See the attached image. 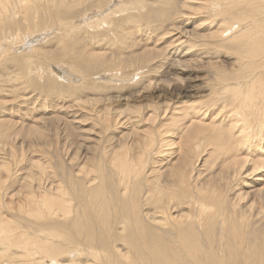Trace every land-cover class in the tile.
Masks as SVG:
<instances>
[{"label": "bare ground", "instance_id": "bare-ground-1", "mask_svg": "<svg viewBox=\"0 0 264 264\" xmlns=\"http://www.w3.org/2000/svg\"><path fill=\"white\" fill-rule=\"evenodd\" d=\"M114 1L0 0V264H264V176L257 189L244 181L264 173V0H226L225 16L197 43L196 62L230 56L233 64L216 70L205 109H172L167 122L177 129L130 155L129 120L96 104L103 126L128 133L111 137L92 166L98 134L71 138L88 96L162 81L156 116H164L163 100L179 92L151 75L182 72L190 49L183 30L156 43L177 30L173 0H157L171 6L164 12L144 0ZM156 23L171 30L158 34ZM25 133L43 143L24 141ZM187 138L195 144L186 149Z\"/></svg>", "mask_w": 264, "mask_h": 264}, {"label": "rangeland", "instance_id": "rangeland-1", "mask_svg": "<svg viewBox=\"0 0 264 264\" xmlns=\"http://www.w3.org/2000/svg\"><path fill=\"white\" fill-rule=\"evenodd\" d=\"M146 3L153 4L150 5V10L156 9L160 12H164L171 8V6H167L166 4H159L157 0H144ZM174 6L172 10L174 11V17L177 16L179 18V22H177L176 28L177 30L173 32H169V34L164 35L161 41L156 42L159 44V48H162L172 40V37L179 32V30L186 31L188 40H186L190 49L187 51L186 57L183 59L180 69L182 72L177 71L176 69H163V74L160 72L159 74H153L151 78L160 80H172V88L179 92L178 97H167L163 101H169V109L164 116L160 115V117L156 116L159 114V105L160 102L158 96H161L158 93H165L167 91L166 84L161 81L158 83V87L155 85L152 88H146L141 91H133L129 90L128 92H122L121 94L112 93V94H99L97 96H88V98H93L92 102H89L87 105L83 106L86 114L82 118V122L78 129L72 134L71 138L80 139L83 141H88L94 137V135L98 134V143L94 146V155L92 156L94 161L92 166H97L99 163V154L103 147H107L110 144V138L117 139L119 137H126L125 134L128 132L122 130L121 127L115 125L103 126L95 116L92 114L94 111H98L101 109L99 105L96 107V104L104 103V106L109 108L114 115L119 117H124L129 120L130 126L134 129L131 136V141H134L133 151H130V155L137 153L143 147L145 141H147L151 135L155 136V133L162 130H175L178 128L179 123L176 122H167L169 120V116L171 115L172 109L178 110L179 113L177 115H193V109L206 105L208 100L212 98L214 92H217L218 86L215 84L213 78H216L217 69L220 72H228L233 64L232 58L229 56L227 58H219V62L214 66L207 60V62L202 63L196 62L195 51L198 46L197 43L205 44L207 42V30L214 22L220 21L225 16L224 6L226 4V0H173ZM114 2H120V0H115ZM158 6V8L156 7ZM145 11H148L145 10ZM155 11V10H154ZM135 24V23H134ZM146 26L153 25V19H146ZM137 27L134 31L137 33L139 28L141 29V20H138V24H135ZM155 27L158 29V34L166 33V28L171 30V28L164 26L161 23H156ZM146 31L145 35H149L150 31L147 32V28H144ZM139 33V32H138ZM148 33V34H147ZM154 35V34H153ZM145 36V37H147ZM160 36V35H159ZM156 37V41L160 39V37ZM148 37H151L150 35ZM159 37V38H158ZM108 39H104V43L107 44ZM114 41V39H113ZM153 43V42H151ZM155 43V44H156ZM133 56V55H132ZM160 58V54L154 53L152 58L150 59L153 64L150 65V68H154L156 65V61ZM206 61V60H203ZM199 63V64H198ZM201 63V64H200ZM215 67V68H213ZM155 69V68H154ZM156 70V69H155ZM139 73V72H138ZM138 73H135L129 85L138 80ZM109 75L105 76L108 77ZM150 76V77H151ZM78 80V78H77ZM119 82L116 83L118 86ZM162 90V92H161ZM160 91V92H159ZM169 91V90H168ZM107 95V96H106ZM116 97L115 99L109 97ZM96 108V109H95ZM205 109V107H202ZM193 118H197L200 120L202 116L198 117V114ZM109 120L111 117L109 116ZM204 120V119H203ZM122 122V121H121ZM112 131V132H111ZM111 132V133H110ZM207 134V133H205ZM204 135V134H203ZM202 134L197 135L202 138ZM24 136V137H23ZM25 133L22 134V139L31 144H37L38 146L43 143V140L39 136H29ZM202 136V137H201ZM206 136V135H204ZM175 137H171L169 135L163 136V141H174L177 142ZM69 142V141H68ZM195 144L191 138H187L183 143H181V147L188 148ZM101 150H100V149ZM165 150L169 151L171 147H164ZM210 149L203 147V152L200 156L202 161L207 162L208 167L211 164V158H209ZM121 154H124L122 152ZM158 159L159 156H156ZM260 176H264V173H255L248 176L244 181L247 183L255 182L256 189L260 187L262 183Z\"/></svg>", "mask_w": 264, "mask_h": 264}]
</instances>
